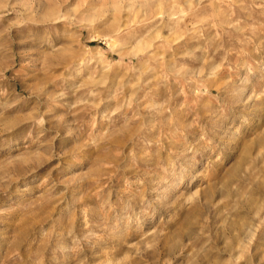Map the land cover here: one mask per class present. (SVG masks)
Listing matches in <instances>:
<instances>
[{"label": "rangeland", "instance_id": "1", "mask_svg": "<svg viewBox=\"0 0 264 264\" xmlns=\"http://www.w3.org/2000/svg\"><path fill=\"white\" fill-rule=\"evenodd\" d=\"M0 264H264V0H0Z\"/></svg>", "mask_w": 264, "mask_h": 264}]
</instances>
